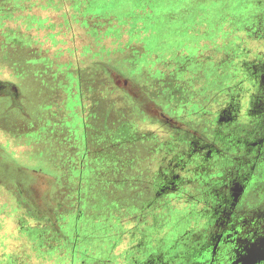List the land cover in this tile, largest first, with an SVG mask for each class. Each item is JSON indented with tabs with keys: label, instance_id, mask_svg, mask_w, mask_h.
Masks as SVG:
<instances>
[{
	"label": "rangeland",
	"instance_id": "obj_1",
	"mask_svg": "<svg viewBox=\"0 0 264 264\" xmlns=\"http://www.w3.org/2000/svg\"><path fill=\"white\" fill-rule=\"evenodd\" d=\"M255 206L264 0H0V264H257Z\"/></svg>",
	"mask_w": 264,
	"mask_h": 264
},
{
	"label": "flooded vegetation",
	"instance_id": "obj_2",
	"mask_svg": "<svg viewBox=\"0 0 264 264\" xmlns=\"http://www.w3.org/2000/svg\"><path fill=\"white\" fill-rule=\"evenodd\" d=\"M256 208H257V211L254 213L255 215H251L254 212V211H251V210L254 209V208H251V207L245 208L244 211H242L240 213V216H239L240 219H241V222L245 223L247 220L252 221L253 218L257 219L258 217L264 218V215L262 216V213H261L263 207L255 206V209ZM252 223H254V221H252ZM262 224L264 225V220H263ZM261 238L263 239L264 237H259V239H261ZM236 254H234V255H236ZM240 259H241V257L239 255V256H237L236 261H239ZM239 264H241V263L239 262ZM257 264H264V262H260V263H257Z\"/></svg>",
	"mask_w": 264,
	"mask_h": 264
}]
</instances>
